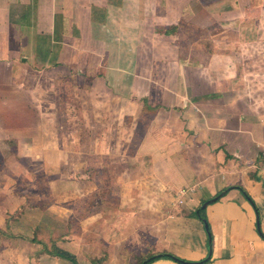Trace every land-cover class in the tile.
I'll use <instances>...</instances> for the list:
<instances>
[{
  "label": "crops",
  "instance_id": "crops-1",
  "mask_svg": "<svg viewBox=\"0 0 264 264\" xmlns=\"http://www.w3.org/2000/svg\"><path fill=\"white\" fill-rule=\"evenodd\" d=\"M212 1L218 0H0V148L9 146L8 134L28 132L33 116L44 127L42 118L55 117L48 101H57L66 77L89 105L100 100L98 87L108 101L102 116L136 119L142 134L135 145L153 164L149 176L171 192V207L150 211L148 227L139 226L137 210L121 214L113 233L93 243L107 253L90 260L105 255L100 264H125L133 254L168 253L209 257L208 264H264L256 230L258 215L264 235V176L256 168L264 119L243 111V97L223 91V75L212 72L225 39L209 26L234 5L228 1L223 11ZM191 27L195 44L187 46ZM233 187L243 188L256 210ZM226 188L205 208L209 253L196 210ZM181 190L188 192L178 204Z\"/></svg>",
  "mask_w": 264,
  "mask_h": 264
},
{
  "label": "rangeland",
  "instance_id": "rangeland-1",
  "mask_svg": "<svg viewBox=\"0 0 264 264\" xmlns=\"http://www.w3.org/2000/svg\"><path fill=\"white\" fill-rule=\"evenodd\" d=\"M228 1L234 5L227 6ZM210 4L223 11L231 7L218 13L222 21L209 26H216L225 39L217 45L221 59L212 72L218 78L223 75V91L243 97V111L264 119V0ZM194 28L187 31V46L195 44L188 38ZM94 89L100 100L89 105L80 100L82 87L65 77L57 87V101H48L55 117L42 118L44 127L33 116L28 132L8 134L9 146L0 148V229L14 236L0 235V264H70L40 252L41 246L29 242L31 238L48 247L54 243L79 264H90L91 255L107 253L101 243L95 244L106 232L113 233L112 224L123 221L121 214L137 210L139 226L148 227L154 219L150 211L171 207V192L152 181L153 164L136 148L142 134L136 119L102 116L108 101L98 87ZM139 259L133 254L125 264H138Z\"/></svg>",
  "mask_w": 264,
  "mask_h": 264
},
{
  "label": "trees",
  "instance_id": "trees-1",
  "mask_svg": "<svg viewBox=\"0 0 264 264\" xmlns=\"http://www.w3.org/2000/svg\"><path fill=\"white\" fill-rule=\"evenodd\" d=\"M233 188L238 189L243 194V196L253 205L254 209L256 210V207L254 206L252 199L250 198L248 193L243 188H241V187H233ZM229 189L230 188H226V189L222 190L221 192H219L218 194H216L213 198L210 199V200L214 199V201H212L210 204H213V203L219 201V199ZM206 201H203L201 203V205ZM201 205L197 208L195 215L198 217V219L200 221L203 222V225L207 224V226H208V230L206 233H208V235H209V236L207 235V239H208V249H209V253H210L211 252V246H212L211 245L210 227H209L207 218L205 216V209L202 210ZM257 233H258L259 237L262 240H264V235L258 231H257ZM0 235L3 237H7V238H13L14 237L9 233L3 232L1 229H0ZM29 242L40 245L41 246L40 252H42L48 256L56 257L58 259L65 260V261L69 262L70 264H79L78 261L76 260L75 256L57 248V246L54 243L51 244L50 247H48V245L46 243H44L43 241L37 240L35 238H31L29 240ZM105 257L106 256L104 255L100 259H92V260H90V264H100L101 262H103L105 260ZM162 258L172 260V261L177 262L179 264H208L210 262L209 257L206 259L200 260V261H188V260L178 258V257L173 256V255L168 254V253H162V254H147L145 256H141L138 264H149V263H151L157 259H162Z\"/></svg>",
  "mask_w": 264,
  "mask_h": 264
},
{
  "label": "built area",
  "instance_id": "built-area-1",
  "mask_svg": "<svg viewBox=\"0 0 264 264\" xmlns=\"http://www.w3.org/2000/svg\"><path fill=\"white\" fill-rule=\"evenodd\" d=\"M256 168L263 174L264 176V145L260 148V152H259V160L258 163L256 165ZM187 190H181L180 192H178V200L177 203L181 204L182 203V198L185 196V194L187 193Z\"/></svg>",
  "mask_w": 264,
  "mask_h": 264
},
{
  "label": "water",
  "instance_id": "water-1",
  "mask_svg": "<svg viewBox=\"0 0 264 264\" xmlns=\"http://www.w3.org/2000/svg\"><path fill=\"white\" fill-rule=\"evenodd\" d=\"M212 201H214V199H212V200H207L206 202H204L202 205H201V209L203 210V209H205ZM204 229H205V231L207 232V230H208V226H207V224H204ZM256 229H257V231L258 232H260L261 233V230H260V228H259V222H258V215H257V217H256ZM208 234V233H207ZM209 236V235H208Z\"/></svg>",
  "mask_w": 264,
  "mask_h": 264
}]
</instances>
